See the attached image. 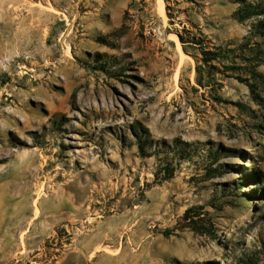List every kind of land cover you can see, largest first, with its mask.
I'll use <instances>...</instances> for the list:
<instances>
[{
	"label": "rangeland",
	"instance_id": "1",
	"mask_svg": "<svg viewBox=\"0 0 264 264\" xmlns=\"http://www.w3.org/2000/svg\"><path fill=\"white\" fill-rule=\"evenodd\" d=\"M242 1L264 4L0 0V264H264V88L240 80L264 35ZM198 205L212 237L180 227Z\"/></svg>",
	"mask_w": 264,
	"mask_h": 264
},
{
	"label": "trees",
	"instance_id": "2",
	"mask_svg": "<svg viewBox=\"0 0 264 264\" xmlns=\"http://www.w3.org/2000/svg\"><path fill=\"white\" fill-rule=\"evenodd\" d=\"M235 16L237 20L243 21L252 17L258 18L257 23L254 27L259 30L260 35H264V4L263 3H251L242 1L241 5L237 8L235 12ZM260 16V17H259ZM262 44H258L263 45ZM218 53L211 50H204L201 51V59L204 63H207L215 57H217ZM102 57L98 55V59L100 60ZM249 68L247 70V76L241 78L242 82H245L249 88L250 93L254 96V98L259 97V86L264 88V75L257 71V66L260 64H264V49L258 51L250 58ZM100 68L102 69L103 67ZM103 70V69H102ZM132 135L135 138V144L137 146L138 155L141 158L150 157V156H157V154L161 151L159 144L155 143L151 138L150 135L145 127L142 126L140 122H135L130 127ZM122 140H125L122 138ZM165 144V143H164ZM189 144L185 141L180 139H174L170 145H166L167 149L173 148L174 150H178V153H173V156L177 155L178 159H185L189 156V153H186L184 150V146H188ZM149 150V151H148ZM159 160V159H158ZM160 161V160H159ZM215 170H211V175L215 176ZM175 173V165L170 162H163L161 161L158 163L157 170L155 175L157 176L160 174V181H166L171 179ZM248 179L259 180L261 184L264 183V173L257 172L253 176H249ZM264 196V188L262 190ZM182 225L181 228L187 227L188 229L200 234V235H208L212 237L214 235L213 223L211 221L210 216L208 215L207 211L203 210L201 205L193 206L187 208L182 216L181 219ZM243 264H253L251 259L246 256L244 257Z\"/></svg>",
	"mask_w": 264,
	"mask_h": 264
},
{
	"label": "bare ground",
	"instance_id": "3",
	"mask_svg": "<svg viewBox=\"0 0 264 264\" xmlns=\"http://www.w3.org/2000/svg\"><path fill=\"white\" fill-rule=\"evenodd\" d=\"M98 247V246H97ZM99 249V248H98ZM98 250H95V252H97ZM100 251V250H99Z\"/></svg>",
	"mask_w": 264,
	"mask_h": 264
}]
</instances>
